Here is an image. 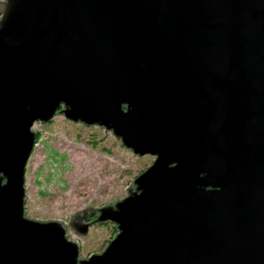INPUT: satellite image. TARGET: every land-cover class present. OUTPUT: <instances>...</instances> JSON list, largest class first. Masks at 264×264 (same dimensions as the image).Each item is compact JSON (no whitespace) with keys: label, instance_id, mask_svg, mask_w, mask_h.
Returning <instances> with one entry per match:
<instances>
[{"label":"water","instance_id":"obj_1","mask_svg":"<svg viewBox=\"0 0 264 264\" xmlns=\"http://www.w3.org/2000/svg\"><path fill=\"white\" fill-rule=\"evenodd\" d=\"M55 115L155 158L121 200L26 217ZM65 223L116 235L81 258ZM0 264H264V0H0Z\"/></svg>","mask_w":264,"mask_h":264},{"label":"rangeland","instance_id":"obj_2","mask_svg":"<svg viewBox=\"0 0 264 264\" xmlns=\"http://www.w3.org/2000/svg\"><path fill=\"white\" fill-rule=\"evenodd\" d=\"M33 130L38 141L26 166L25 215L37 220L68 222L75 211L123 199L130 180L155 158L134 155L111 132L62 115ZM65 226L67 238L80 244L81 258L103 252L116 235L112 224L95 225L84 236Z\"/></svg>","mask_w":264,"mask_h":264},{"label":"flooded vegetation","instance_id":"obj_3","mask_svg":"<svg viewBox=\"0 0 264 264\" xmlns=\"http://www.w3.org/2000/svg\"><path fill=\"white\" fill-rule=\"evenodd\" d=\"M95 217H96V216L91 217L90 220H91V219H94ZM106 225H107V224H106Z\"/></svg>","mask_w":264,"mask_h":264}]
</instances>
